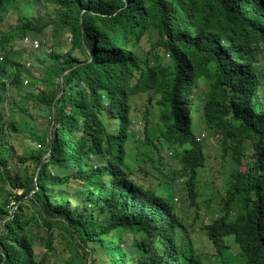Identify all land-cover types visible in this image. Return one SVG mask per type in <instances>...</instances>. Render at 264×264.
Returning a JSON list of instances; mask_svg holds the SVG:
<instances>
[{
	"label": "trees",
	"instance_id": "16d2710c",
	"mask_svg": "<svg viewBox=\"0 0 264 264\" xmlns=\"http://www.w3.org/2000/svg\"><path fill=\"white\" fill-rule=\"evenodd\" d=\"M42 2L45 20L0 31V264H264V0ZM46 26L70 40L33 70L13 60ZM200 204L218 210L198 236Z\"/></svg>",
	"mask_w": 264,
	"mask_h": 264
},
{
	"label": "rangeland",
	"instance_id": "374dc122",
	"mask_svg": "<svg viewBox=\"0 0 264 264\" xmlns=\"http://www.w3.org/2000/svg\"><path fill=\"white\" fill-rule=\"evenodd\" d=\"M41 4H43V2H41ZM46 2L44 3L43 6L41 7H37L35 8L33 14L37 15L38 17H41L43 20H45V18L47 17L46 14H48L47 11H49V7H47ZM36 5V3L34 1L30 2V6H34ZM27 10V6L26 4L22 1V0H11L10 1V5L9 7L5 10L4 12V19L3 22L0 24V31H5V30H10L12 29L16 24H17V13L16 11H18L19 13H24ZM39 11V12H38ZM41 24V23H40ZM33 35H38L42 38L45 39V41H47V43L49 44H55L58 41V37L56 35H54L52 33L51 27L50 26H46L43 30V32L41 33H32ZM148 41H146V39H141L139 41V44L142 45V47L144 48V50H146L149 46V43H147ZM136 47H138L136 44L134 45ZM38 52H40L41 54H43V56H45V52L46 50L44 48L38 49ZM30 54V53H34L31 54L32 60L36 61L37 57H40L39 53L37 52H32L30 50H28L27 48H23L21 47L19 44L16 47V51L13 53V58L19 60L20 62H22L26 57L25 54ZM30 80H33V76L29 77ZM147 94L143 93L141 95L137 94V96L134 98V103L132 105V109H133V114H135L139 119H141V115L142 112H144L147 108H150V112L148 113V119H149V124L148 126H151L154 124L155 120L157 119V110L153 108V100H151L150 102H148L147 100ZM7 102H5L6 104ZM38 114L42 115L43 112H39ZM200 116V112L198 114L195 115L194 117V121L199 120ZM46 117H42V119H39L40 121L38 122L39 124L42 125V123L46 122ZM139 121V120H138ZM142 121V120H141ZM136 124H141V123H136ZM193 130L199 134L198 137L202 140V142L204 144H206V149L209 151L210 153V158L212 161H215L217 159V152H216V147L218 146V144L215 141V138L213 136H211V132L210 130L205 126V125H199L196 124L195 122L193 123ZM202 133V134H201ZM161 154H163V152H161ZM164 155V154H163ZM167 162L169 165L176 167L178 166L177 163H175L173 160L169 159L167 157ZM168 165V166H169ZM212 166H214V163H211ZM246 164L243 163L241 170H245ZM217 170H223V166L222 164H217L216 166ZM209 178H213L214 173L210 172L209 174ZM210 188H212V185H209ZM174 189V190H173ZM172 191L174 193H176L175 197V203L177 205L178 208H180V206H183L182 202V198H184L185 196V191L181 190V184H177L174 185L172 188ZM165 193H169V190L166 189ZM186 205V204H185ZM185 208H188L187 206ZM213 210H218L217 207H214V209H209L207 214L204 215V213H206L205 209L202 207V204H200V209H199V214L200 215H204L202 218L200 216L198 217H190L187 220V224H192L195 228V233L198 236H201L203 231L200 229L201 225L204 224L205 222L208 221V218L214 213ZM203 240V243L205 242L203 238H201ZM225 242L229 244V246L232 249L231 246V237H225ZM35 250H36V254L37 257L40 258L41 256H43L44 254V247H43V242H36L35 245ZM234 250V249H233ZM229 253H231V250H229ZM233 255L236 256L235 260L233 261V263L231 264H243V260L242 257H240V254H237V251L234 250L233 251ZM58 259H61V256L58 255ZM228 260H231L230 257L227 258ZM208 264H221V262L219 260H217L214 256L209 260L208 259Z\"/></svg>",
	"mask_w": 264,
	"mask_h": 264
},
{
	"label": "clouds",
	"instance_id": "9594fccd",
	"mask_svg": "<svg viewBox=\"0 0 264 264\" xmlns=\"http://www.w3.org/2000/svg\"><path fill=\"white\" fill-rule=\"evenodd\" d=\"M15 1H18V0H15ZM25 4H26V6H27V10L24 12V13H29V11H31V13L35 10V6H33L34 7V9H33V7L32 6H30V4L28 5L26 2H25V0H22ZM41 2H42V0H40ZM39 1V2H40ZM41 2H40V7L42 6V4H41ZM9 5H10V2H9V4H8V6L7 7H9ZM7 7L4 9V11H3V19H4V12H5V10L7 9ZM16 13H17V16H18V14H21V13H19L18 11H16ZM24 13H22V14H24ZM3 22V21H2ZM52 30V29H51ZM52 33L54 34V35H56L57 37H58V41H64V40H66V41H69L70 40V36L67 34V33H64V32H59V33H57V32H54L53 30H52ZM64 40H63V39ZM58 41L55 43V44H49V43H47V41H45V39L44 38H42V37H40V36H38V35H34V36H32L30 33H26V34H24V35H21L20 37H16V39H15V41H14V45H15V50H16V47H17V45L19 44L21 47H23V48H27L28 50H30V51H32V52H37V53H39V55H40V57H37V59H36V61H33L32 60V57H31V54H34V53H30V54H25V59L22 61V62H20L19 60H17V59H14L13 58V54L11 55V57L13 58V60H16V61H18L20 64H22L23 65V67H26V68H30V70H33V68H34V66H36L38 63H37V60L38 59H42V58H46V56H47V52H50L52 49H53V47H55L56 45H57V43H58ZM41 48H44L45 50H46V52H45V56H43V54H41L40 52H38V49H41ZM65 72V71H64ZM23 85H27V83H28V78L27 77H24L23 78ZM59 95V94H58ZM59 97V96H58ZM6 102H8V101H6ZM7 104V103H6ZM139 125V124H138ZM202 134V133H201ZM200 139V138H199ZM201 140V139H200ZM46 155V154H45ZM46 157V156H45ZM21 191H18V193H20ZM176 200V197L174 198V201ZM11 203L13 204V208L15 209L16 208V203L14 202V201H11Z\"/></svg>",
	"mask_w": 264,
	"mask_h": 264
},
{
	"label": "water",
	"instance_id": "95a60500",
	"mask_svg": "<svg viewBox=\"0 0 264 264\" xmlns=\"http://www.w3.org/2000/svg\"><path fill=\"white\" fill-rule=\"evenodd\" d=\"M66 72H67V71H65L64 73H66ZM58 96H59V95H57V96L55 97V99H57ZM54 111H55V110H54V107H52V115L54 114ZM47 155H48V154H46L45 156H47ZM45 156H44V157H45ZM35 190H36V188H35L34 190H32L31 192L33 193ZM89 257H91L90 254H89Z\"/></svg>",
	"mask_w": 264,
	"mask_h": 264
}]
</instances>
